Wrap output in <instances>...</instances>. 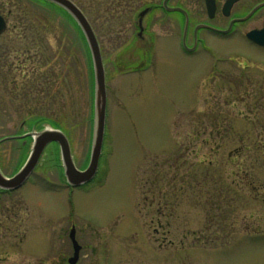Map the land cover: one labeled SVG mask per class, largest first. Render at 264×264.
Wrapping results in <instances>:
<instances>
[{
  "label": "rangeland",
  "instance_id": "rangeland-1",
  "mask_svg": "<svg viewBox=\"0 0 264 264\" xmlns=\"http://www.w3.org/2000/svg\"><path fill=\"white\" fill-rule=\"evenodd\" d=\"M40 1L0 0V138L19 135L0 141L5 175L31 149L21 134L48 124L66 135L78 169L89 158L86 42L66 12ZM72 1L105 71L98 170L70 189L48 143L25 183L0 193V264H67L71 226L74 264H264V50L208 37L207 50L186 53L160 9L147 16L154 40L135 38L139 11L160 0Z\"/></svg>",
  "mask_w": 264,
  "mask_h": 264
},
{
  "label": "water",
  "instance_id": "water-1",
  "mask_svg": "<svg viewBox=\"0 0 264 264\" xmlns=\"http://www.w3.org/2000/svg\"><path fill=\"white\" fill-rule=\"evenodd\" d=\"M57 4L64 11H66L76 22L80 31L83 34V37L86 42V46L90 55L92 73H93V126H92V137L90 143V153L87 165L84 169H78L73 163V159L70 152V145L66 135L57 128L46 127L39 131L32 133V145L27 154V157L20 168L11 176L7 177L0 171V189L3 190H14L20 187L30 176L34 170L41 153L48 143L55 142L57 143L60 151L61 164L63 167V174L68 185L76 187L81 186L82 184L88 183L92 180L97 172L98 162L101 155L102 149V140L104 135V125H105V112H106V84H105V73L102 63L101 52L99 48L98 41L94 31L89 23L86 20V16L83 12L72 2L71 0H47ZM208 2V0H206ZM235 0H230L232 3ZM167 0H163V6L166 9H170L166 6ZM208 4V3H207ZM147 11L143 9L139 13V24L141 23L142 16ZM5 21L0 15V34L5 28ZM257 32L251 30L246 33V37L254 42L258 41ZM264 36V35H262ZM260 44L264 43V40L259 42ZM28 134H23L20 137H23ZM10 138V137H9ZM6 139V138H4ZM69 237L73 245V255L69 258L68 264H74L78 258V253L80 250V245L76 242L74 238V229L72 228L69 233Z\"/></svg>",
  "mask_w": 264,
  "mask_h": 264
},
{
  "label": "flooded vegetation",
  "instance_id": "flooded-vegetation-1",
  "mask_svg": "<svg viewBox=\"0 0 264 264\" xmlns=\"http://www.w3.org/2000/svg\"><path fill=\"white\" fill-rule=\"evenodd\" d=\"M189 1H192L191 4H195V9L190 8ZM166 6L172 9L166 10L162 6V0H160L159 5L150 4L146 6L149 8H147L145 16L142 17L141 25L135 24V38L142 40L143 35L148 33L150 39L148 38L147 43L154 40L151 38L153 33L150 32L152 31L153 22L148 20L147 16L154 10L160 9L163 12V20L172 16L180 46L186 53H194L198 46L207 50L206 39L208 37L235 40L239 47L240 37H242L258 50H264V43H259L264 40V36H262L264 35V0H235L232 3H230V0H208V2L206 0H168ZM193 13H199L203 18L193 19ZM251 19L255 20L256 25L249 28L247 32L255 30L257 32V42L248 39L246 37L247 32L244 30L245 22ZM235 54L240 59V53ZM49 59L47 58L43 62L46 74H49L48 72L51 70L50 63H48ZM25 61V59L23 62L19 61L16 65L18 67L25 66ZM239 62L240 60H237V65L240 66ZM22 70L20 69V71ZM258 77L259 80H264L263 74ZM257 83L258 88L264 89V81ZM2 138L3 136L0 140Z\"/></svg>",
  "mask_w": 264,
  "mask_h": 264
}]
</instances>
